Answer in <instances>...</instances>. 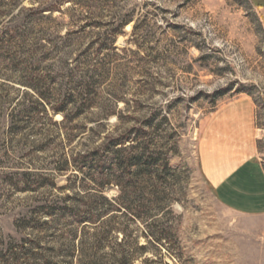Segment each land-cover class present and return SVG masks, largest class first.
I'll return each mask as SVG.
<instances>
[{"label": "rangeland", "instance_id": "obj_1", "mask_svg": "<svg viewBox=\"0 0 264 264\" xmlns=\"http://www.w3.org/2000/svg\"><path fill=\"white\" fill-rule=\"evenodd\" d=\"M239 98L264 167L254 0H0V252L39 235L74 263L264 264V215L224 207L199 165L206 119ZM131 154L152 173L116 167ZM42 207L67 216L21 221Z\"/></svg>", "mask_w": 264, "mask_h": 264}, {"label": "crops", "instance_id": "obj_2", "mask_svg": "<svg viewBox=\"0 0 264 264\" xmlns=\"http://www.w3.org/2000/svg\"><path fill=\"white\" fill-rule=\"evenodd\" d=\"M254 1L264 21V0ZM259 141L255 105L250 98L235 99L217 108L200 133V170L222 205L239 215H264Z\"/></svg>", "mask_w": 264, "mask_h": 264}, {"label": "trees", "instance_id": "obj_3", "mask_svg": "<svg viewBox=\"0 0 264 264\" xmlns=\"http://www.w3.org/2000/svg\"><path fill=\"white\" fill-rule=\"evenodd\" d=\"M61 112V111H57ZM136 139V138H135ZM135 139H131L129 135L123 139V141H118L120 143H116L115 146H125L126 144L129 145L130 149L134 148L133 142ZM136 142V141H135ZM119 151H116L118 153ZM142 154H131L127 157H124L123 159H117V165L116 167H120V162L123 161L124 166L126 167L127 171L129 173H133L134 175H137L140 172H143L145 170L148 171L149 174L152 173L151 171V164L148 163L147 160H143ZM80 172H82V169H78ZM19 186H26V181H24L23 178L18 179ZM26 187H20V192H25ZM67 216V212L65 209H56V211H51L47 209L46 207H42L40 209H35L32 212L26 213L24 216H22L21 221L26 222V220L29 218L32 223L35 224V226H39L41 230L43 228H49L51 225H54L59 221L61 218H65ZM40 232V230H39ZM41 233V232H40ZM43 237H40L37 235L34 239L27 241L22 240L19 247L14 248H7L0 252V264H96L93 262L92 259H87L85 257L79 258L74 263L71 259H60L59 255H50L46 250L41 247L43 243ZM140 250L146 251L147 247L145 245H141L139 247ZM108 262H115L112 259L108 260ZM148 259H144L142 261V264H147Z\"/></svg>", "mask_w": 264, "mask_h": 264}]
</instances>
